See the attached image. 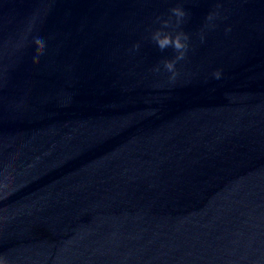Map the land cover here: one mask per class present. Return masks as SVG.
I'll return each mask as SVG.
<instances>
[{
	"label": "water",
	"instance_id": "obj_1",
	"mask_svg": "<svg viewBox=\"0 0 264 264\" xmlns=\"http://www.w3.org/2000/svg\"><path fill=\"white\" fill-rule=\"evenodd\" d=\"M0 257L264 264V0H0Z\"/></svg>",
	"mask_w": 264,
	"mask_h": 264
},
{
	"label": "clouds",
	"instance_id": "obj_2",
	"mask_svg": "<svg viewBox=\"0 0 264 264\" xmlns=\"http://www.w3.org/2000/svg\"><path fill=\"white\" fill-rule=\"evenodd\" d=\"M173 13H174V15H176L178 20H179V18L184 16V12L182 10L174 9ZM153 39L155 40L157 46L161 49H164L165 47L171 46L177 50H184L185 51L188 47L187 43L185 42L187 40V37L182 36L181 34H177L175 36H172V35L161 33L158 31L153 35ZM184 51H180V55L177 57V59L183 58ZM164 67L169 72H172L173 68H174V62L166 61L164 63ZM154 70L159 71V69H154ZM174 75H175V73H173V76ZM215 78L219 79L220 74L216 73ZM0 264H7V261L4 258L0 257Z\"/></svg>",
	"mask_w": 264,
	"mask_h": 264
}]
</instances>
